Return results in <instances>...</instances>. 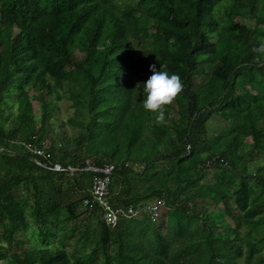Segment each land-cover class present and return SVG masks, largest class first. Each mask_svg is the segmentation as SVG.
<instances>
[{
  "label": "trees",
  "instance_id": "16d2710c",
  "mask_svg": "<svg viewBox=\"0 0 264 264\" xmlns=\"http://www.w3.org/2000/svg\"><path fill=\"white\" fill-rule=\"evenodd\" d=\"M152 65L183 85L164 120L142 107ZM262 153L264 0H0V264H264ZM89 157L116 164L115 205L165 199L159 220L106 225Z\"/></svg>",
  "mask_w": 264,
  "mask_h": 264
},
{
  "label": "built area",
  "instance_id": "2783aa9c",
  "mask_svg": "<svg viewBox=\"0 0 264 264\" xmlns=\"http://www.w3.org/2000/svg\"><path fill=\"white\" fill-rule=\"evenodd\" d=\"M33 151L41 153L42 150L36 145H30ZM116 164L106 163L104 165H98L87 161L84 169L95 173L93 179V185L91 188V196L84 199L85 206L90 208H98L104 222L111 228H114L123 217H131L137 213L139 210L147 211L152 220H157L161 214V211L166 206L165 199L158 198L153 201L150 205L144 208L136 209L133 206L124 207L114 205L110 200V182L111 175L116 169ZM56 171H67L72 176L75 174L79 168L68 165L64 167L62 164L56 163L53 167Z\"/></svg>",
  "mask_w": 264,
  "mask_h": 264
},
{
  "label": "clouds",
  "instance_id": "9594fccd",
  "mask_svg": "<svg viewBox=\"0 0 264 264\" xmlns=\"http://www.w3.org/2000/svg\"><path fill=\"white\" fill-rule=\"evenodd\" d=\"M151 71H152V74L150 75V77L145 82L141 83V88H142V92H143V95H144L142 107H143V109L146 112L155 113L156 114V118L158 120H164V118H165V106L170 104L173 101V99L181 91L183 85H182L180 77L177 74H171L170 75L169 72H167V71L157 70L155 65L151 66ZM26 143L27 144H25V145L28 147L27 149L31 153H33L34 156H42V157H46L47 156V158H48L49 154L47 153V150L45 148L39 147L42 150V152L39 153V152L33 151L30 148V145H36L37 146V144L31 143V141H27ZM47 146L48 145L46 144V147ZM87 161H91L92 163H96L93 160H91L90 158L87 159L85 161V163L82 165V170H84V171H87V170L84 169L85 165H87ZM37 162L39 164L42 163L39 159L37 160ZM56 163L62 164L59 161H51V162L50 161L49 162L45 161V164L42 163V165L54 170L52 167ZM62 165L64 167L68 166V165H64V164H62ZM98 165H100V164H98ZM72 166H74V165H72ZM75 167L78 168V166H75ZM54 171H56V170H54ZM57 172H66L67 174L70 175V173L67 172V171H57ZM88 172H90L92 174L93 179H94L95 173L92 172V171H89V170H88ZM93 179H92V185H93ZM91 188H92V186H91ZM112 195H113V193L111 192V189H110V200L114 204ZM90 196H91V189H90ZM152 202L153 201H151V203ZM150 204H148V205H150ZM147 206H145V207H147ZM142 208H144V207H142ZM91 209H98V208H91ZM164 210L165 209L163 208L162 211H161L160 216L162 215ZM145 212L149 215V213L147 211H145ZM99 213H100V211H99ZM100 215H101V213H100ZM160 216L155 221H158ZM101 218H102V215H101Z\"/></svg>",
  "mask_w": 264,
  "mask_h": 264
},
{
  "label": "rangeland",
  "instance_id": "374dc122",
  "mask_svg": "<svg viewBox=\"0 0 264 264\" xmlns=\"http://www.w3.org/2000/svg\"><path fill=\"white\" fill-rule=\"evenodd\" d=\"M88 66H90V68L93 69L94 71L97 70L95 60L92 57H89L88 58ZM31 94H33L32 90H31ZM34 103H35V106L37 107V102L34 101ZM38 111L39 110L36 108V111L35 112H38ZM73 113H74V108H72L71 101L70 100L64 99V101L59 102V107L56 109V112L54 113V117H53V119L51 121V125L53 127L52 132H50L49 137L45 140L47 145H51L54 142V140L56 139L57 134L64 132V130L60 129L61 122L64 121L66 118H68L70 115L72 116ZM173 113L177 114L175 110L173 111ZM224 123L225 122L222 121L219 117H215L210 122V125L209 126L211 128H213L214 130H217V129L220 130V128H222V126H223ZM65 129L67 130V132H68L69 135H74V134H77L78 133L77 129L71 127L70 125L66 126ZM249 140H250V138H249ZM23 145L26 148H28L24 143H23ZM89 158L91 159V157H89ZM263 158H264V154L262 153V154L259 155V157H257L255 159V161L256 162L263 163L264 162V159ZM141 168L142 167L140 165H138L136 167V169H138V170H141ZM212 171H213V169L208 170L209 173H212ZM206 178L209 179L210 177L207 176ZM204 180H207V179H204ZM134 183H135L134 185L137 184L139 186V190H144L148 186V183H145L143 181H134ZM117 191H118V187L117 188H114V193L115 194H116ZM199 200L200 199L196 200L194 203L197 204L199 202ZM150 203H151V201L150 202H146L145 203V206H147ZM204 204H206V205L208 204L207 205L208 206L207 208L210 211V217H208V218L207 217H203V220H211V219H214V220L218 221L220 225H222L223 227H225L224 225L227 224V221L225 220L223 214L221 213V211L219 209V206L218 205L217 206L214 205L212 202H210L208 200L207 201H204ZM201 205H203V204L201 203ZM166 208H167V206H165L164 209H166ZM145 213L146 212H144L142 214H145ZM142 214H140V216L137 217V218H142V216H143ZM143 228H145V227H143ZM137 229H141V227H138ZM162 232L164 233L165 230L163 229Z\"/></svg>",
  "mask_w": 264,
  "mask_h": 264
},
{
  "label": "crops",
  "instance_id": "0c3cea01",
  "mask_svg": "<svg viewBox=\"0 0 264 264\" xmlns=\"http://www.w3.org/2000/svg\"><path fill=\"white\" fill-rule=\"evenodd\" d=\"M139 208H140V207H137V209H139ZM135 209H136V208H135ZM137 209H136V211H137ZM142 213H144V211H143V210H139V211H137V213H136L135 215H133V216H131V217H127V216H126V217H123V218L120 219V221H121L122 219H124V218H128V219L137 218V217H139L140 214H142ZM142 215H143L142 217H144L145 214H142ZM120 221H119V222H120ZM118 224H119V223H118ZM118 224H117V225H118ZM117 225H116V226H117ZM116 226H115V227H116ZM115 227H114V228H115Z\"/></svg>",
  "mask_w": 264,
  "mask_h": 264
}]
</instances>
